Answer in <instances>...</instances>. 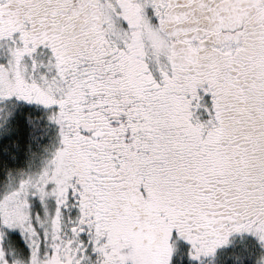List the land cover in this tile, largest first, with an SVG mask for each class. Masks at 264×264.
I'll return each mask as SVG.
<instances>
[{
    "label": "snow or ice",
    "instance_id": "obj_1",
    "mask_svg": "<svg viewBox=\"0 0 264 264\" xmlns=\"http://www.w3.org/2000/svg\"><path fill=\"white\" fill-rule=\"evenodd\" d=\"M0 264H264V0H0Z\"/></svg>",
    "mask_w": 264,
    "mask_h": 264
}]
</instances>
